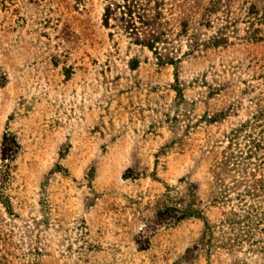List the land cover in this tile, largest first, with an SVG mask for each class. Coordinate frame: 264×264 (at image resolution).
Wrapping results in <instances>:
<instances>
[{
  "label": "rangeland",
  "instance_id": "1",
  "mask_svg": "<svg viewBox=\"0 0 264 264\" xmlns=\"http://www.w3.org/2000/svg\"><path fill=\"white\" fill-rule=\"evenodd\" d=\"M104 2L0 0V264H206L202 220L168 223L166 186L204 196L217 127L201 116L242 117L244 77L214 66L224 53L155 64Z\"/></svg>",
  "mask_w": 264,
  "mask_h": 264
},
{
  "label": "trees",
  "instance_id": "2",
  "mask_svg": "<svg viewBox=\"0 0 264 264\" xmlns=\"http://www.w3.org/2000/svg\"><path fill=\"white\" fill-rule=\"evenodd\" d=\"M104 1L102 24L108 25L109 19L117 22L157 65L176 69L184 57L230 53L229 59L218 57L214 66L228 77H244L240 92L245 114L237 118L236 111L226 108L201 116L217 127L200 151L211 157L206 193L203 196L202 184L188 179L179 192L166 186L169 205L164 214L168 223L189 217L202 220L197 250L206 264H211V256L218 264H264V0ZM174 36L184 38L183 51ZM134 66L131 58L128 67ZM224 86L216 83L213 89L217 93ZM228 116L235 120L220 127ZM11 142L4 134L2 159L14 152ZM204 207L219 209L214 222L202 215Z\"/></svg>",
  "mask_w": 264,
  "mask_h": 264
}]
</instances>
